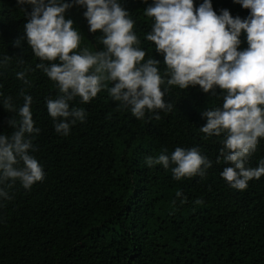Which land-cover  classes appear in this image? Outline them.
I'll use <instances>...</instances> for the list:
<instances>
[{
	"label": "trees",
	"instance_id": "16d2710c",
	"mask_svg": "<svg viewBox=\"0 0 264 264\" xmlns=\"http://www.w3.org/2000/svg\"><path fill=\"white\" fill-rule=\"evenodd\" d=\"M70 2V0H69ZM135 20L134 31L149 58L164 56L146 39L153 19L145 8L153 0H121ZM198 8L203 0H194ZM217 14L228 9L233 17L247 18L250 9L237 0H212ZM33 10L18 0H0V134L11 135L13 118L23 105L21 92L33 97V119L40 129L32 153L45 178L25 189L19 181L9 188L10 200L0 199V264H264V176L249 181L245 190L230 187L220 173L227 166L219 137H207L200 128L202 113L222 107L223 94L205 93L199 85L167 87L170 112L146 113L137 119L130 108L114 101L107 88L88 103L76 97L72 106L86 112L83 122L68 135L57 133L46 101L59 94L57 85L36 67L41 63L25 36L24 25ZM86 7L74 5L66 18L81 33L80 49L103 50L102 32L92 33ZM239 50L246 48L241 35ZM11 56L8 63L4 57ZM22 60V62H21ZM47 63V62H45ZM28 70L29 84L16 73ZM12 98L17 112L3 100ZM199 147L212 161L204 177L176 180L171 167H150L146 158L164 149ZM264 159V138L247 166ZM177 191L182 192L177 197ZM183 201V202H182Z\"/></svg>",
	"mask_w": 264,
	"mask_h": 264
},
{
	"label": "clouds",
	"instance_id": "9594fccd",
	"mask_svg": "<svg viewBox=\"0 0 264 264\" xmlns=\"http://www.w3.org/2000/svg\"><path fill=\"white\" fill-rule=\"evenodd\" d=\"M18 2L32 5L33 10L24 25L25 36L13 43L21 47L26 38L41 61L36 67L57 85L58 96L46 101L57 133L68 135L72 125L86 118L85 110L70 102L76 97L82 103L90 102L109 81L110 96L130 108L137 119L155 113L154 118L159 120L158 110H172L173 105L165 100L168 88L162 86L188 89L199 85L205 93L213 95L219 88L223 94L222 107L202 113L207 123L200 130L207 137L224 135L217 157V163L222 157L227 165L221 177L230 187L245 190L249 181L264 176V159L256 167L247 166L264 138V0H237L243 8L250 9L247 18L233 17L228 9L217 14L212 0H203L198 8L194 0H153L145 8V15L153 19L146 39L164 56L163 75L158 67L160 60L145 61L146 51L140 47L141 41L134 31L136 22L121 0ZM74 5L86 7L84 16L89 30L102 32L103 50L80 49L81 33L74 27V20L66 18ZM242 34H246L248 46L239 50ZM10 60L11 56H6L3 63ZM27 71L16 73L26 85ZM21 95L24 103L18 112L11 97L3 100L4 107L20 117L19 122L10 120L15 129L11 135L0 134L3 200L12 198L8 189L17 181L30 189L45 178L43 166L32 154L38 151L33 143L34 134L40 132L33 119V97L24 92ZM146 164L171 167L176 180L204 177L213 166L197 146L176 147L171 154L164 149L155 157H147ZM182 195L177 191L178 198Z\"/></svg>",
	"mask_w": 264,
	"mask_h": 264
}]
</instances>
